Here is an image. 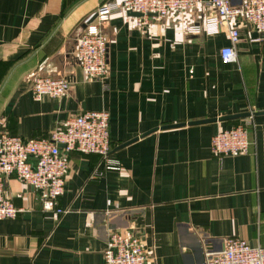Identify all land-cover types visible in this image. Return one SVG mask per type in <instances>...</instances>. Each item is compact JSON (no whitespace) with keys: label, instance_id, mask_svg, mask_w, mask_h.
Instances as JSON below:
<instances>
[{"label":"crops","instance_id":"0c3cea01","mask_svg":"<svg viewBox=\"0 0 264 264\" xmlns=\"http://www.w3.org/2000/svg\"><path fill=\"white\" fill-rule=\"evenodd\" d=\"M103 1L0 0V133L49 138L68 118L105 109L109 157L121 165L107 169L97 154L72 152L64 215L45 211L37 189L9 178L6 195L24 211L0 220V264H104L110 232L130 226L146 232L149 264H200L232 237L264 247V35L240 23L237 60L225 63L227 26L214 35L184 29L216 13L206 4L141 26L118 11L104 25V89L76 56ZM37 75L66 78L69 89L36 99ZM241 113L253 118L243 155L218 157L211 141L246 116L190 124Z\"/></svg>","mask_w":264,"mask_h":264},{"label":"built area","instance_id":"2783aa9c","mask_svg":"<svg viewBox=\"0 0 264 264\" xmlns=\"http://www.w3.org/2000/svg\"><path fill=\"white\" fill-rule=\"evenodd\" d=\"M202 3L212 7L216 13L206 17L202 23L185 25L184 29L188 33L214 35L227 26L231 43L221 48L223 62L237 60L235 44L240 39V23H248L264 35V0H241L237 4L232 0H105L98 6L94 21L86 25L78 39L76 56L81 68L90 80L100 81L104 89L108 88V45L104 25L114 13H140L141 16L133 15L132 18L141 26L153 19L162 21L173 12L194 10ZM68 89L69 81L63 77L37 75L32 83L36 99L60 97ZM252 125V115H248L245 121L218 131L212 137V153L218 157L248 153ZM74 151L99 155L107 169L121 168L118 161L109 157V111L88 110L72 116L49 138L25 139L8 132L0 133V220L14 219L24 211L6 195L8 179L12 176L40 192L45 211H56L60 215L67 213L68 209L58 205L65 191L70 154ZM100 174L96 169L92 176ZM145 233L136 226L112 230L103 252L104 264H149L152 251L144 244ZM200 264H264V247L232 237L226 240L221 251L209 252Z\"/></svg>","mask_w":264,"mask_h":264},{"label":"water","instance_id":"95a60500","mask_svg":"<svg viewBox=\"0 0 264 264\" xmlns=\"http://www.w3.org/2000/svg\"><path fill=\"white\" fill-rule=\"evenodd\" d=\"M130 15H134V16H141L142 14L140 13H136V12H131V13H128ZM248 113H241V114H234V115H226V116H222V117H219V118H210V119H202V120H196V121H191L190 124H195V123H206V122H211V121H216V120H229V119H233V118H239V117H243V116H247ZM186 123H179V124H171V125H165L163 126V128H167V127H174V126H179V125H184ZM158 130V127L157 128H154L150 131H147L146 133H144L141 137L143 136H146L147 134H150L154 131ZM139 137H136L130 141H127L125 143H123L122 145H120L119 147H122V146H126L136 140H138ZM118 147V148H119Z\"/></svg>","mask_w":264,"mask_h":264},{"label":"trees","instance_id":"16d2710c","mask_svg":"<svg viewBox=\"0 0 264 264\" xmlns=\"http://www.w3.org/2000/svg\"><path fill=\"white\" fill-rule=\"evenodd\" d=\"M111 147H112V145H111Z\"/></svg>","mask_w":264,"mask_h":264}]
</instances>
